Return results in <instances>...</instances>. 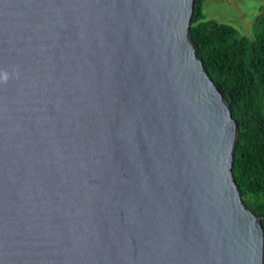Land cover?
I'll use <instances>...</instances> for the list:
<instances>
[{
	"label": "water",
	"instance_id": "95a60500",
	"mask_svg": "<svg viewBox=\"0 0 264 264\" xmlns=\"http://www.w3.org/2000/svg\"><path fill=\"white\" fill-rule=\"evenodd\" d=\"M192 6L0 0V264L264 263Z\"/></svg>",
	"mask_w": 264,
	"mask_h": 264
},
{
	"label": "trees",
	"instance_id": "16d2710c",
	"mask_svg": "<svg viewBox=\"0 0 264 264\" xmlns=\"http://www.w3.org/2000/svg\"><path fill=\"white\" fill-rule=\"evenodd\" d=\"M202 1L193 0L189 36L203 70L228 103L237 128L232 179L244 207L259 218L264 240V12L256 16L250 39L205 20Z\"/></svg>",
	"mask_w": 264,
	"mask_h": 264
},
{
	"label": "rangeland",
	"instance_id": "374dc122",
	"mask_svg": "<svg viewBox=\"0 0 264 264\" xmlns=\"http://www.w3.org/2000/svg\"><path fill=\"white\" fill-rule=\"evenodd\" d=\"M261 12L264 0H203L201 4L205 20L227 24L250 39L253 22Z\"/></svg>",
	"mask_w": 264,
	"mask_h": 264
},
{
	"label": "clouds",
	"instance_id": "9594fccd",
	"mask_svg": "<svg viewBox=\"0 0 264 264\" xmlns=\"http://www.w3.org/2000/svg\"><path fill=\"white\" fill-rule=\"evenodd\" d=\"M2 78H3V81L4 82H7V80H8V74L7 73L2 74Z\"/></svg>",
	"mask_w": 264,
	"mask_h": 264
}]
</instances>
